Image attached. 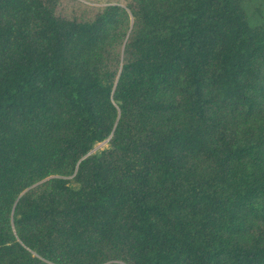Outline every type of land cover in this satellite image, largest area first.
<instances>
[{"label": "trees", "instance_id": "trees-1", "mask_svg": "<svg viewBox=\"0 0 264 264\" xmlns=\"http://www.w3.org/2000/svg\"><path fill=\"white\" fill-rule=\"evenodd\" d=\"M119 2L0 0V264H264V0Z\"/></svg>", "mask_w": 264, "mask_h": 264}, {"label": "rangeland", "instance_id": "rangeland-1", "mask_svg": "<svg viewBox=\"0 0 264 264\" xmlns=\"http://www.w3.org/2000/svg\"><path fill=\"white\" fill-rule=\"evenodd\" d=\"M84 1L88 3H95L98 5H101L104 3H120L119 0H84ZM96 147H98V145Z\"/></svg>", "mask_w": 264, "mask_h": 264}]
</instances>
